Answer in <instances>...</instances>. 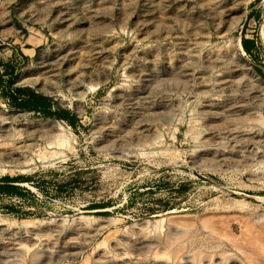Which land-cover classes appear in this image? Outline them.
Instances as JSON below:
<instances>
[{
  "label": "rangeland",
  "instance_id": "obj_1",
  "mask_svg": "<svg viewBox=\"0 0 264 264\" xmlns=\"http://www.w3.org/2000/svg\"><path fill=\"white\" fill-rule=\"evenodd\" d=\"M0 60V264H264V0H0Z\"/></svg>",
  "mask_w": 264,
  "mask_h": 264
},
{
  "label": "trees",
  "instance_id": "obj_2",
  "mask_svg": "<svg viewBox=\"0 0 264 264\" xmlns=\"http://www.w3.org/2000/svg\"><path fill=\"white\" fill-rule=\"evenodd\" d=\"M242 47L245 51L251 52L255 46L253 39L242 37ZM23 56L24 53L21 51ZM15 66L11 61L3 62L0 60V83L11 85L13 82V76L15 73ZM262 76L264 71L257 69ZM6 98L10 104L18 109H32L37 112H41L44 116L55 117L66 121L69 125L74 126L77 121L75 113L67 108L62 107L57 101L50 96L40 94L27 87H16L14 91L5 93ZM24 177H5L0 183V191L5 194H17L20 192V186L16 184L19 181H25Z\"/></svg>",
  "mask_w": 264,
  "mask_h": 264
},
{
  "label": "bare ground",
  "instance_id": "obj_3",
  "mask_svg": "<svg viewBox=\"0 0 264 264\" xmlns=\"http://www.w3.org/2000/svg\"><path fill=\"white\" fill-rule=\"evenodd\" d=\"M240 127V126H239ZM248 131V130H247ZM0 132H2V131H0ZM4 132V131H3ZM0 136H1V134H0ZM198 143V142H197ZM171 165V164H170ZM218 217V216H217ZM216 217V218H217ZM230 218V217H229ZM189 219H191V218H189ZM221 219V218H220ZM222 220V219H221ZM205 221V220H204ZM176 222V221H175ZM174 222V223H175ZM180 222H181V220H180ZM244 222V221H243ZM147 223V222H146ZM185 223V222H184ZM202 223V222H201ZM188 224V223H187ZM212 224V223H211ZM227 224V223H226ZM202 225H204V224H202ZM206 225V224H205ZM246 226V225H245ZM156 227V226H155ZM207 227V226H206ZM247 227H245V229H246ZM166 229V228H165ZM248 229H249V227H248ZM251 229H253V228H251ZM170 230V229H169ZM248 232H250L249 230H248ZM257 232V231H256ZM157 233V232H156ZM158 234V233H157ZM253 235V234H252ZM181 236V235H180ZM239 236H241V235H239ZM257 236V235H256ZM262 236V235H261ZM260 237V236H259ZM239 238V237H238ZM241 238H243V237H241ZM246 238V237H245ZM245 238H243V239H245ZM262 238V237H261ZM168 239V238H167ZM171 239V238H170ZM229 239V238H228ZM235 239V238H234ZM263 239V238H262ZM230 240V239H229ZM238 240V239H237ZM153 241V240H152ZM240 241V240H239ZM258 241H259V239H258ZM261 241V240H260ZM234 242H236V244H240V243H237V241L235 240ZM245 243H246V245L248 244H251L252 243V240L251 241H249L248 239L247 240H245ZM154 244V243H153ZM161 245V244H160ZM245 245V244H244ZM251 245H253V244H251ZM169 246V245H168ZM190 246V245H189ZM263 246V245H262ZM195 247V246H194ZM254 247V246H253ZM196 248V247H195ZM251 248V247H250ZM255 248V247H254ZM183 249V248H182ZM191 249V248H190ZM240 249V248H239ZM242 249V248H241ZM244 249V248H243ZM248 250H249V247L247 248ZM253 251H254V249H253ZM252 251V252H253ZM164 252V251H163ZM177 252H178V250H177ZM188 252V251H187ZM194 253V252H193ZM199 253V252H198ZM184 254V253H183ZM188 254V253H187ZM195 254V253H194ZM244 254V253H243ZM247 254V253H246ZM245 255V254H244ZM248 255L249 256H251L249 253H248ZM246 256V255H245ZM259 257V256H258ZM255 261V260H254ZM264 263V262H263Z\"/></svg>",
  "mask_w": 264,
  "mask_h": 264
},
{
  "label": "crops",
  "instance_id": "obj_4",
  "mask_svg": "<svg viewBox=\"0 0 264 264\" xmlns=\"http://www.w3.org/2000/svg\"><path fill=\"white\" fill-rule=\"evenodd\" d=\"M28 49V48H27ZM21 50H22V52L24 53V50H23V48H21ZM24 54H26V53H24Z\"/></svg>",
  "mask_w": 264,
  "mask_h": 264
}]
</instances>
